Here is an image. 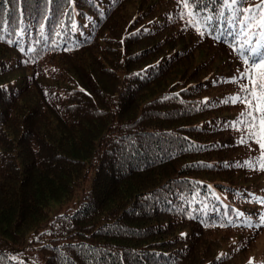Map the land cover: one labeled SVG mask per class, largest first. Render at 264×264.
<instances>
[{
  "label": "trees",
  "instance_id": "1",
  "mask_svg": "<svg viewBox=\"0 0 264 264\" xmlns=\"http://www.w3.org/2000/svg\"><path fill=\"white\" fill-rule=\"evenodd\" d=\"M220 8L192 0L188 11L203 23ZM188 20L181 0H0L8 243L31 236L43 264L253 258L241 235L264 226L240 222L260 206L264 186L250 182L264 159L242 126L245 106L228 102L241 62ZM75 198L72 212L49 216ZM0 264L32 263L0 250Z\"/></svg>",
  "mask_w": 264,
  "mask_h": 264
},
{
  "label": "snow or ice",
  "instance_id": "2",
  "mask_svg": "<svg viewBox=\"0 0 264 264\" xmlns=\"http://www.w3.org/2000/svg\"><path fill=\"white\" fill-rule=\"evenodd\" d=\"M4 2L8 3L9 0ZM191 2L192 0H181L189 17L188 23L202 38L208 36L228 43L241 62L228 77L238 88L235 94L228 96V102H239L245 106L240 113L242 126L247 129L249 139L259 145L261 158L264 159V0H259L256 4L246 3V0H215L221 8L209 9L203 13V23L199 17L191 19L195 16V9L188 11ZM209 11L211 15L207 14ZM181 18H184L183 15ZM259 167L264 169V162ZM259 203L264 205V199ZM229 223L233 221L230 220ZM240 223L249 228L264 226V211L259 212L257 218L249 217L247 221ZM253 259L250 257L248 264H253Z\"/></svg>",
  "mask_w": 264,
  "mask_h": 264
},
{
  "label": "rangeland",
  "instance_id": "3",
  "mask_svg": "<svg viewBox=\"0 0 264 264\" xmlns=\"http://www.w3.org/2000/svg\"><path fill=\"white\" fill-rule=\"evenodd\" d=\"M222 57L223 55L220 54ZM42 79V78H41ZM44 79V78H43ZM44 82V80H43ZM255 177L252 179L254 181H249L250 185L253 183L254 186H264V174H254ZM247 181V179H246ZM244 182L245 184L247 182ZM264 188V187H263ZM262 194H257L256 198L257 203L260 204V206H256L255 208H252L251 205L246 207V210L249 211L252 215L248 216L255 218L258 217L259 212L264 211V205L259 203L261 199H264L263 197H260ZM76 198L72 200V202H67V203H53L50 207L49 210V216L53 217L56 214H61V213H70L74 209L76 204ZM250 234L249 231H246L244 234L241 235V238L243 239L242 243L244 242H250V246L247 249L248 254L253 255V264H261V262H264V229H261L257 232L256 235L253 236L252 239L247 238L245 239L247 234ZM30 237L29 236L26 241H24L22 244L13 246L10 243H8L4 238L0 236V250L4 251L7 253L9 258L16 260L18 262H31L32 264H43L44 263V258L40 255L38 251L34 249V244L30 242ZM245 239V240H244ZM241 241V240H240ZM237 246V245H236Z\"/></svg>",
  "mask_w": 264,
  "mask_h": 264
}]
</instances>
